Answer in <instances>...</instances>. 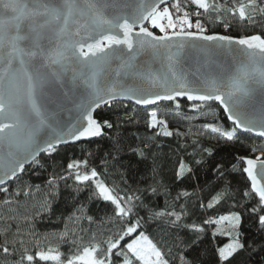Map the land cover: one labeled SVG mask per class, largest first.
Segmentation results:
<instances>
[{"label": "snow or ice", "instance_id": "1", "mask_svg": "<svg viewBox=\"0 0 264 264\" xmlns=\"http://www.w3.org/2000/svg\"><path fill=\"white\" fill-rule=\"evenodd\" d=\"M0 264H264V0H0Z\"/></svg>", "mask_w": 264, "mask_h": 264}, {"label": "trees", "instance_id": "2", "mask_svg": "<svg viewBox=\"0 0 264 264\" xmlns=\"http://www.w3.org/2000/svg\"><path fill=\"white\" fill-rule=\"evenodd\" d=\"M169 167H171V165H169ZM35 182L39 183L40 180L36 179L35 177L33 178Z\"/></svg>", "mask_w": 264, "mask_h": 264}]
</instances>
